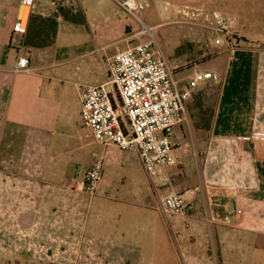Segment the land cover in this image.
Segmentation results:
<instances>
[{
    "label": "crops",
    "instance_id": "crops-1",
    "mask_svg": "<svg viewBox=\"0 0 264 264\" xmlns=\"http://www.w3.org/2000/svg\"><path fill=\"white\" fill-rule=\"evenodd\" d=\"M59 4L85 9L92 46L76 31L60 59L58 41L70 28L60 19L54 46L24 48L22 8L49 17ZM115 4L0 0V262L264 264V48L223 49L214 67L194 68L192 80L206 72L216 79L201 83L187 104L188 122L173 138L177 164L152 178L136 153L94 140L71 94L73 85L81 102L84 86L60 76L107 82L112 59L142 33L128 28L122 40L97 42L93 14L112 35L120 29L109 13ZM21 59L30 61L28 72H17ZM99 159L103 179L91 194L85 176ZM138 171L145 182L128 187ZM170 194L190 208L159 222L156 211Z\"/></svg>",
    "mask_w": 264,
    "mask_h": 264
},
{
    "label": "built area",
    "instance_id": "built-area-1",
    "mask_svg": "<svg viewBox=\"0 0 264 264\" xmlns=\"http://www.w3.org/2000/svg\"><path fill=\"white\" fill-rule=\"evenodd\" d=\"M129 16L139 20L146 11L141 0H114ZM217 32L225 37L216 44L228 50L239 48L240 35L229 16H216ZM20 32L25 33L20 29ZM129 40V47L111 61L108 80L81 91V119L94 140L104 146L134 152L147 172L155 178L161 169L177 164L173 138L177 128L188 122L187 104L201 83L216 79L212 72L198 73L187 86L176 80V71L160 52L156 41ZM30 61L21 59L17 72H28ZM104 162L96 160L85 176V190L95 194L103 179ZM190 207L178 194L164 197L160 210L170 216L184 214Z\"/></svg>",
    "mask_w": 264,
    "mask_h": 264
},
{
    "label": "rangeland",
    "instance_id": "rangeland-1",
    "mask_svg": "<svg viewBox=\"0 0 264 264\" xmlns=\"http://www.w3.org/2000/svg\"><path fill=\"white\" fill-rule=\"evenodd\" d=\"M141 1L147 7L145 12L139 14L141 21L127 15L116 4L109 7V13L116 25H120V29H117L112 35L108 33V28L103 25L104 18L100 14H93L94 24L101 25L96 40L101 46H104L128 37V28L135 34L143 32L147 27L151 33L147 32L142 35L138 43L156 41L160 52L169 60L176 71V80L181 86L183 82L192 80L194 68L214 67L215 60L213 58L223 49H226L224 46L216 44L219 39L225 40V37L216 29L217 15L229 16L233 19L240 35L236 41L239 48L247 44H255L264 48V0H171V3H167V0ZM83 10L85 12V9ZM117 12H119V16ZM69 23L66 25L70 28H63L58 41V49L61 52L60 59H62V54L66 52L67 45L76 39V31L87 36L85 38L87 41L85 40L84 43L85 48L91 47L93 43L88 18L86 24ZM126 48L125 44L121 46L120 50ZM79 75L82 76V74ZM60 76L66 80L80 82L84 86L83 88L93 86L90 80H79L75 73L69 75L68 71H63ZM71 94L74 96L75 108H78L79 101V110H81V102L76 87L73 85L71 86ZM88 132L90 131L88 130ZM140 180L144 182L146 180L142 171L136 172L135 181L128 182L127 186L137 187ZM155 215L159 217V222L173 217L159 211H156ZM0 264L53 263L24 258L0 262Z\"/></svg>",
    "mask_w": 264,
    "mask_h": 264
},
{
    "label": "trees",
    "instance_id": "trees-1",
    "mask_svg": "<svg viewBox=\"0 0 264 264\" xmlns=\"http://www.w3.org/2000/svg\"><path fill=\"white\" fill-rule=\"evenodd\" d=\"M60 19L74 24H86L83 10L58 5L57 11L49 16L31 15L28 28L22 39V46L29 51L52 47L57 42Z\"/></svg>",
    "mask_w": 264,
    "mask_h": 264
},
{
    "label": "water",
    "instance_id": "water-1",
    "mask_svg": "<svg viewBox=\"0 0 264 264\" xmlns=\"http://www.w3.org/2000/svg\"><path fill=\"white\" fill-rule=\"evenodd\" d=\"M30 17H31V6L26 5L22 8L21 15H20V18H21L20 29L24 32H26V30L28 28Z\"/></svg>",
    "mask_w": 264,
    "mask_h": 264
}]
</instances>
